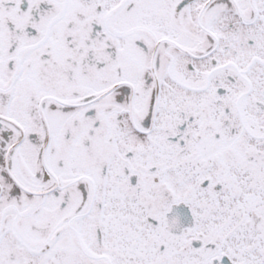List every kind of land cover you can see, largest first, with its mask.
<instances>
[{
    "label": "snow or ice",
    "instance_id": "1",
    "mask_svg": "<svg viewBox=\"0 0 264 264\" xmlns=\"http://www.w3.org/2000/svg\"><path fill=\"white\" fill-rule=\"evenodd\" d=\"M0 264H264V0H0Z\"/></svg>",
    "mask_w": 264,
    "mask_h": 264
}]
</instances>
